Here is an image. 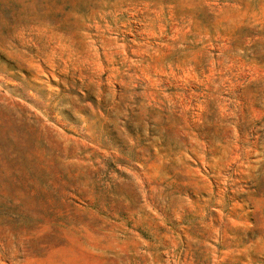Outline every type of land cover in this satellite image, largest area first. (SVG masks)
Instances as JSON below:
<instances>
[{
	"label": "rangeland",
	"instance_id": "obj_1",
	"mask_svg": "<svg viewBox=\"0 0 264 264\" xmlns=\"http://www.w3.org/2000/svg\"><path fill=\"white\" fill-rule=\"evenodd\" d=\"M0 264H264V0H0Z\"/></svg>",
	"mask_w": 264,
	"mask_h": 264
}]
</instances>
